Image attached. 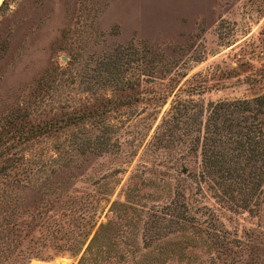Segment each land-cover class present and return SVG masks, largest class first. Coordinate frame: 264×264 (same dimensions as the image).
<instances>
[{
    "label": "rangeland",
    "instance_id": "obj_1",
    "mask_svg": "<svg viewBox=\"0 0 264 264\" xmlns=\"http://www.w3.org/2000/svg\"><path fill=\"white\" fill-rule=\"evenodd\" d=\"M262 94L264 0H0V264H264V173L224 194L196 140Z\"/></svg>",
    "mask_w": 264,
    "mask_h": 264
},
{
    "label": "trees",
    "instance_id": "obj_2",
    "mask_svg": "<svg viewBox=\"0 0 264 264\" xmlns=\"http://www.w3.org/2000/svg\"><path fill=\"white\" fill-rule=\"evenodd\" d=\"M160 57L162 56L159 53L146 45H143L141 51L131 46L115 47L101 64L105 78L113 81V78L120 77L119 91H124L134 89L135 84H138V80L125 79V73L129 70L128 64L139 61L149 71V68L156 67L155 62ZM263 112V94L252 100H219L209 104L205 119L200 121L203 126L202 136L196 138L202 142L200 155L203 167L199 173L202 181L220 187L227 186L222 189L224 194L229 193L227 189L231 188L232 183L245 182L249 178L253 183L261 181L264 173V118L260 115ZM36 136L29 134L25 128L20 130V137H26L27 140ZM258 161L261 166L255 169ZM174 210L167 213L170 218L164 220L165 225H169L171 229L182 220ZM157 225L161 224L148 230L152 233L150 237L159 234L160 227L156 228Z\"/></svg>",
    "mask_w": 264,
    "mask_h": 264
}]
</instances>
